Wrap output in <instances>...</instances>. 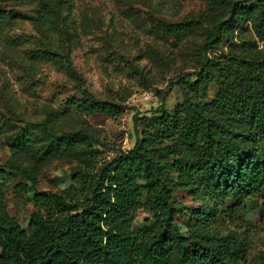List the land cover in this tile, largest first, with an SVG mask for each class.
<instances>
[{
  "label": "trees",
  "instance_id": "16d2710c",
  "mask_svg": "<svg viewBox=\"0 0 264 264\" xmlns=\"http://www.w3.org/2000/svg\"><path fill=\"white\" fill-rule=\"evenodd\" d=\"M205 1L228 16L202 45L199 70L177 76L163 93L161 106L153 112L157 131H142L139 122L144 118L136 114L132 149L97 175H74L75 187L63 195L36 191L31 171L19 164L0 166V188L19 176L26 183L18 184L17 192L30 193V200L40 207L28 230H23L0 205V264L244 262L249 251L245 233L240 227L225 228L224 221L236 224V211L264 189V59H247L233 50L221 51L220 46L224 40H234L241 24L264 35V0ZM41 14L30 17L0 7V35L8 17L40 21ZM177 29L187 31L192 25ZM39 54L63 63L70 76L83 84L67 56ZM28 63L29 71L37 72V62ZM176 86L182 89L183 102L169 110L168 99ZM213 86L219 90L210 99ZM79 91L82 98L75 104L83 114L121 112L82 85ZM31 127L46 136L48 150H38L28 131L14 141L13 148L20 152L30 146L43 161L84 152L93 140L83 129L55 135L46 131L45 123ZM177 190L188 192L199 203L189 213L193 229L188 234L175 224L181 209L174 195ZM79 191L84 198H79ZM145 197L151 219L133 228ZM227 201L232 205L227 206Z\"/></svg>",
  "mask_w": 264,
  "mask_h": 264
},
{
  "label": "rangeland",
  "instance_id": "374dc122",
  "mask_svg": "<svg viewBox=\"0 0 264 264\" xmlns=\"http://www.w3.org/2000/svg\"><path fill=\"white\" fill-rule=\"evenodd\" d=\"M0 7L30 17L42 11L40 21L8 17L0 35V166H23L31 171L36 191L57 195L75 187L74 175H97L132 149L136 114L144 118L139 122L142 131L158 130L153 112L161 106L163 93L177 76L199 70L202 45L228 16L205 0H0ZM181 24H191L192 29L179 32ZM223 49L247 59H264V35L241 24L233 41L222 42ZM41 51L67 56L83 84L63 63L42 57ZM30 60L37 62L35 73L29 71ZM81 85L121 112L83 114L75 104L82 98ZM218 90L212 87L210 99ZM182 102V89L176 86L167 107L173 110ZM36 123H45L46 131L55 135L83 129L93 140L84 152L46 161L35 157L30 146L17 152L13 143L27 131L38 150H48L46 136L31 127ZM20 183L26 181L18 176L0 188V205L28 230L40 207L30 200V193L17 192ZM174 195L181 204L176 227L188 234L193 229L189 213L199 203L182 190ZM78 196L85 195L79 191ZM145 204L146 197L133 228L151 219ZM235 218L236 224L226 219L224 227H240L245 233L249 251L242 264H264V189L248 199Z\"/></svg>",
  "mask_w": 264,
  "mask_h": 264
}]
</instances>
